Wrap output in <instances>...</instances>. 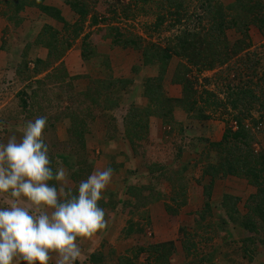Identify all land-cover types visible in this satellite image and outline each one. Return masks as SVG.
Segmentation results:
<instances>
[{
  "label": "rangeland",
  "instance_id": "rangeland-1",
  "mask_svg": "<svg viewBox=\"0 0 264 264\" xmlns=\"http://www.w3.org/2000/svg\"><path fill=\"white\" fill-rule=\"evenodd\" d=\"M4 1L7 0H0V142H6L7 137L14 132L19 135L18 129L26 121L44 116L47 119L45 142L49 146L50 160L53 159L51 166L65 169L66 190L71 188L75 193L79 182L94 170L113 169L111 183L99 202V206L105 209L108 226L93 238L79 239L82 255L77 263L86 264L92 253H100L109 258L107 264H118L122 256L128 257L132 264H149L145 260V253L139 254L138 260H133L131 250L139 245L170 241L174 243L175 251L169 257V264L264 262L262 248L257 249L259 253L252 261L242 256L238 242L240 237L246 236L242 229L231 222L218 225L224 210L220 203L225 196H230L232 200L239 199L236 203L239 213H246L244 203L256 193V188L245 179L233 176L216 179L208 199L211 214H206V220L200 222L202 225L199 228L196 223L199 218L197 212L207 201L202 186L208 179L201 177V169L208 159L204 154L205 145L220 140L225 122L232 126L234 124L231 117L235 111L227 104V84L234 89L260 87L255 75L258 77L264 73V32L251 25L247 28V38H244L242 31L226 28L220 36L212 39L218 43V39L225 38L226 43L219 42L220 48L213 45L215 57L224 55L223 63L216 62L213 68L207 69L201 67L203 64L198 57L196 59L200 64L195 59L197 66H193L172 54L162 70L160 63L145 65L143 58H150L152 53L161 52L171 44L172 33L176 31L165 29L168 22L160 28L155 26L157 13H160V9H157L159 0H152L143 10L134 11L132 8L134 14L128 18L121 15L120 10L114 16L108 12V8L118 5L115 0H97L96 4L89 5L93 13H103L107 17L106 22L89 28L92 14L89 13L80 36L72 42V46L62 56L48 59L49 49L40 40L43 27L48 25L58 31L62 41L72 36V30L79 25L78 15L72 13L62 0H43V6L60 11L65 20L64 25L58 20L59 15H47L36 8H27L17 18L9 20L5 14L13 16V10ZM216 1L225 7L227 21L235 14L242 17L245 14L244 11H234L236 0ZM257 1L264 7V0ZM121 3L124 6L128 4L127 0ZM193 8V5H189L187 14L191 13L188 17L192 16L193 19H186L182 27L187 25L190 29H196L197 24L207 26L209 23L206 24L205 20H196V16L202 17V14L199 9L194 11ZM107 27H115L135 44L112 47L109 38L91 37L98 55L83 61L80 56V37L95 28ZM242 40L245 42L243 48L234 51L233 47ZM213 52H209L210 56L204 55L206 61L214 60ZM38 59L47 64L36 66L35 61ZM256 60L261 64L259 68L256 67L258 74H254L248 63ZM178 68L185 71L181 84L174 82ZM157 78L161 79L163 96L184 101V107L178 106L172 110L173 122L169 125H164L161 118L151 116L147 119L145 131L140 130L139 135L135 132L142 138L131 141L128 136L132 138L133 133L127 136L125 131L127 114L129 111L135 114L132 109L138 111L146 108L148 101L143 96L146 81L152 79L153 83ZM113 79L128 82L124 85L115 83L108 89L97 83ZM213 100L221 101L223 105L214 107L211 104ZM158 103L153 107L156 111H159ZM199 111L203 115H210V118L198 119ZM260 117L258 108H252L250 118L259 120ZM250 118L245 119L244 123L255 138L253 149L264 153L263 126H252ZM76 127L83 128V131L78 133ZM79 138L83 140V146ZM215 159V153H211L208 160L214 162ZM153 165H162L167 170L181 173L183 180L188 183L186 203L177 215L167 214L165 203L171 205V202L165 199L145 205L140 212H147L149 223H139L138 227L142 229L140 234L126 236L124 228L130 217L121 211L118 200L132 203L140 201L139 198H130L128 187L146 183L147 172ZM54 184L59 187L57 182ZM0 200H3V196H0ZM133 221H138V218L134 216ZM184 228L192 235L198 231V235L194 236L196 251L192 255H187L180 245V231ZM50 264H54V260Z\"/></svg>",
  "mask_w": 264,
  "mask_h": 264
},
{
  "label": "trees",
  "instance_id": "trees-1",
  "mask_svg": "<svg viewBox=\"0 0 264 264\" xmlns=\"http://www.w3.org/2000/svg\"><path fill=\"white\" fill-rule=\"evenodd\" d=\"M43 0H7L4 1L10 9L13 10V16L5 14V17L9 20H12V17L17 18L23 10L30 9H39L41 12L52 15L54 17L58 16V20L65 24V20L60 15V11L49 6L42 5ZM64 5H67L72 13H75L79 17L77 22L79 25L74 27L72 30V36L65 37L64 40H60L59 32L54 30L52 27L45 25L41 33V43L48 47L49 51L47 52V58L51 59L52 56H62L65 51H67L71 46L72 42L80 36L84 22L87 17L90 15V24L89 28L96 27L99 23H105L106 18L101 12L92 11L90 4H96L97 0L89 2V0H62ZM118 5L112 9L108 8V12L111 15L118 14V10L124 17L128 18L133 15L134 11L143 10L147 4H151L152 0H127L128 4L123 5L121 3L123 0H115ZM236 0L235 4L239 5L238 8L235 4L233 5L234 11L237 13L245 12L244 16L240 14H235L231 17L230 21L226 20L224 14V8L216 0H159V5L157 9H160V13H157L155 26L160 28L166 22L165 29L170 31L176 29L175 33H172L173 38L172 43L165 47L161 52L152 53L151 57H143L145 65H153L154 63H160L162 70H164L166 63L170 60L172 54L178 58H183L187 63L197 66L195 59L198 57L201 60V67L203 68H213L217 63L224 62V55L218 54L215 57L214 48H220V43H226L223 37V40L218 39V43L212 41L216 36H220L226 28H235L238 31H242L243 37L247 38L246 32L247 28L251 25L256 26L260 31L264 32V7L261 3L255 1L251 2L250 0ZM103 2V1H102ZM251 2V3H250ZM189 5H193L194 11L199 9V12L202 14L196 16V20H205L206 25L199 26L197 28L190 29L187 25L182 27L183 23L187 20L193 19L192 16L188 17ZM230 6L229 8H231ZM133 10L131 11V9ZM156 8V6H155ZM253 14V15H251ZM199 15V14H198ZM180 26L182 29L180 30ZM68 27V26H67ZM45 37V38H44ZM91 37H100L109 38L111 41L112 47L123 46L127 47L134 45L135 41L131 38H125L123 34H120L118 29L115 27H107L105 29H93L88 31L82 37L80 56L82 60H90L98 55L94 41L91 40ZM245 42L239 41V44L233 47L234 51L242 49V45ZM248 43V42H247ZM246 43V46H247ZM213 45L215 47H213ZM242 47V48H241ZM216 48V49H217ZM213 52L212 58L214 60L205 59L204 55L210 56L209 52ZM203 54V56H202ZM57 57V58H58ZM197 60V59H196ZM198 64L199 61L197 60ZM46 61L40 59L35 61L36 66L46 65ZM249 67L253 69L254 74L258 72L259 64L258 60L250 62ZM185 71L182 69H177L174 74L175 83L181 84L184 79ZM258 74V73H257ZM260 87L251 88H230L227 84V97L229 98L228 105L234 112L232 115L233 126L229 123H224L225 128L222 133V136L217 142H208L205 145L204 154L207 155L209 159L211 153H215L216 159L214 162L209 161L203 165L201 169L202 179H208V182L203 184V195L206 197V202L203 205L201 211L197 212L199 218L196 220V223L199 226L202 224L201 221L206 220V214L208 216L211 214V205L208 202V199L211 196L212 185L216 179H222L227 176H233L240 179H245L248 184L256 188V193L250 195L244 203V208L247 210L245 214L239 213V210L236 206V203L239 199L232 200L230 196H225L220 203V207L223 209V213L218 225H228L229 222L235 224L243 233L246 234L244 237H240L238 242L240 243V252L244 258L253 260L259 252L257 249L262 248L264 252V153L255 151L253 149V144L255 138L252 135L250 129L245 125V119L250 118V111L252 108H258L261 112V117L259 120L250 118L252 126L257 127L259 124L263 126L264 133V73H261L258 77ZM159 78L155 79V82L152 83V79L146 81L144 88L143 96L147 99L148 104L143 110L132 109L135 114H132L131 111L127 114V119H125V131L128 136V133L131 134L132 138L129 137V140H140L138 133L145 131L144 127L151 116H157L162 119L164 125L172 124L173 122V109L178 106L184 107V101L178 99H168L165 98L161 92ZM36 82V81H34ZM128 80L113 79V81H104L97 82L103 84L104 89H108L109 86L114 85L115 83L124 85ZM252 82L250 81L249 84ZM190 89V88H189ZM183 90L186 92V87L183 85ZM188 90V88H187ZM184 94V93H183ZM211 97L210 94H208ZM157 101L159 111H156L153 108ZM212 106L221 107L223 103L212 101ZM251 109V110H250ZM77 118V117H76ZM198 119H209L210 115H203L202 112H198ZM262 119V120H260ZM137 120L140 123L137 122ZM77 126V125H76ZM83 126V125H82ZM80 125V127H82ZM77 128L78 133L83 131V128ZM138 134H136V133ZM76 133V132H75ZM81 136L82 134H77ZM81 141V146H83V140ZM110 140V138H109ZM51 160H53L51 158ZM55 171L56 168H53ZM184 177L181 173L172 172L167 170L165 166L162 165H153L147 172L146 183L140 184L139 186L130 185L128 187L130 198H139L140 201L132 203L130 201L118 200V203L121 204L122 212H126L129 215V219L126 221V227L124 228V234L131 235L141 233V228L138 227L139 223L148 224L147 212H140V209L146 207L147 204H152L154 201L158 200H167L171 202L165 203V210L169 215H177L178 210L186 203V190L188 187L187 181L185 182ZM50 184H54L55 181H50ZM166 185V186H164ZM167 194L165 195V192ZM143 196V199L141 197ZM133 197V198H132ZM142 201V202H141ZM136 216L138 221H133V217ZM225 216V217H224ZM208 225V223L206 224ZM191 232L186 230L180 231V245L184 249L187 255H192L196 251V240L194 236L198 235L197 232ZM193 243V244H192ZM132 259L138 260V255L141 253L146 254L145 260L149 264H169V257L174 253L175 246L173 242H163L156 244H145L139 245L132 250ZM100 253H92L89 256V259L86 264H107L109 258L101 256ZM195 256V255H194ZM118 264H132L133 262L129 261V258L122 256L119 258ZM210 261V258H208ZM78 264V263H77ZM258 264H264V262H259Z\"/></svg>",
  "mask_w": 264,
  "mask_h": 264
},
{
  "label": "clouds",
  "instance_id": "clouds-1",
  "mask_svg": "<svg viewBox=\"0 0 264 264\" xmlns=\"http://www.w3.org/2000/svg\"><path fill=\"white\" fill-rule=\"evenodd\" d=\"M46 125L44 116L28 120L0 142V264H77L79 239L108 226L99 202L113 169L94 170L75 193L66 190L65 169L51 166Z\"/></svg>",
  "mask_w": 264,
  "mask_h": 264
}]
</instances>
